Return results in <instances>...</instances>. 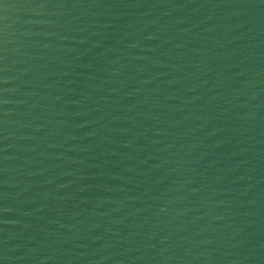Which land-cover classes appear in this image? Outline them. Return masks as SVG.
I'll list each match as a JSON object with an SVG mask.
<instances>
[{"label": "water", "instance_id": "1", "mask_svg": "<svg viewBox=\"0 0 264 264\" xmlns=\"http://www.w3.org/2000/svg\"><path fill=\"white\" fill-rule=\"evenodd\" d=\"M0 264H264V0H0Z\"/></svg>", "mask_w": 264, "mask_h": 264}]
</instances>
